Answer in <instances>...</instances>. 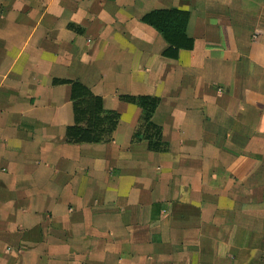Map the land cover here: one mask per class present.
<instances>
[{"label":"crops","instance_id":"1","mask_svg":"<svg viewBox=\"0 0 264 264\" xmlns=\"http://www.w3.org/2000/svg\"><path fill=\"white\" fill-rule=\"evenodd\" d=\"M171 8L175 58L141 21ZM67 80L110 141H65ZM122 94L159 98L166 151ZM0 264H264V0H0Z\"/></svg>","mask_w":264,"mask_h":264},{"label":"trees","instance_id":"2","mask_svg":"<svg viewBox=\"0 0 264 264\" xmlns=\"http://www.w3.org/2000/svg\"><path fill=\"white\" fill-rule=\"evenodd\" d=\"M189 13L176 8L156 9L142 15L141 21L152 26L168 47L163 54L176 57L181 49L193 48V38L188 34ZM70 85V101L73 122L65 130V141L69 144L104 143L111 140L119 114L103 107L102 98L94 95L78 81L67 80ZM121 101L140 108L137 127L132 141H146L148 149L164 152L167 142L162 140V128L153 122V115L159 105V98L146 95H119Z\"/></svg>","mask_w":264,"mask_h":264}]
</instances>
